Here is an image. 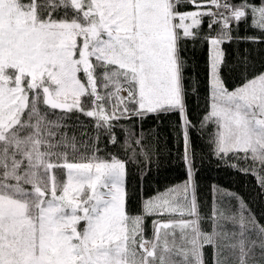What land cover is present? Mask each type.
Listing matches in <instances>:
<instances>
[{"label": "snow or ice", "instance_id": "obj_1", "mask_svg": "<svg viewBox=\"0 0 264 264\" xmlns=\"http://www.w3.org/2000/svg\"><path fill=\"white\" fill-rule=\"evenodd\" d=\"M189 42L210 53L198 122ZM233 42L264 45V0H0V264H264V218L235 194L238 208L205 213L198 195L193 136L205 129L209 155L264 191V64L229 67ZM55 110L92 118L105 149L69 135ZM169 114L186 180L142 198L132 166H159V134L143 124Z\"/></svg>", "mask_w": 264, "mask_h": 264}, {"label": "trees", "instance_id": "obj_2", "mask_svg": "<svg viewBox=\"0 0 264 264\" xmlns=\"http://www.w3.org/2000/svg\"><path fill=\"white\" fill-rule=\"evenodd\" d=\"M254 31L244 23L239 26V35L241 36L252 35ZM224 47L229 67L235 65L245 55L257 68L264 64V45H256L250 42H233L224 45ZM184 55L188 61L190 118L194 122H198L206 114L210 105L209 46L204 42H189ZM223 75L230 89L239 85V80L227 69L224 70ZM192 88H195L196 91L192 92ZM55 111L57 116H64L62 123L68 126L65 130L69 132V135L75 134L78 140L83 139L85 141L92 140L99 135V147L102 150L105 149L107 137L103 130L95 128V122L92 118L85 117L82 113L65 114L61 113L60 110ZM76 117H79V120ZM121 123L122 127H128L127 121ZM177 123L178 116L169 114L162 116L160 120L147 119L143 124L145 134H159V166L153 164L150 173L147 169L141 172L135 165L132 166L135 174L131 177V186L138 189L142 198L163 193L168 187L179 185L186 180L185 170L179 159L183 150L182 144L173 130ZM116 131L119 134L121 130L118 128ZM199 131V124H197L196 132L199 133ZM83 133L87 135H83ZM193 139L197 152L198 195L202 211L205 213L210 212L214 202L219 200H231V203L238 208V202L229 195L235 194L246 201L258 219L264 218V191L261 190L256 177L229 166V163H238L237 161L218 162L216 157L210 156L207 129L204 130L203 134H194ZM108 149H112L111 144L108 145ZM100 154H103V152ZM201 156L203 157L202 161ZM239 163L243 166L242 162ZM261 222H264V219ZM150 229L151 222L149 221L147 235H151Z\"/></svg>", "mask_w": 264, "mask_h": 264}]
</instances>
